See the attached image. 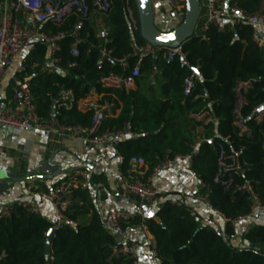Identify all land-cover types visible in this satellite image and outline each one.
<instances>
[{
  "label": "trees",
  "instance_id": "trees-1",
  "mask_svg": "<svg viewBox=\"0 0 264 264\" xmlns=\"http://www.w3.org/2000/svg\"><path fill=\"white\" fill-rule=\"evenodd\" d=\"M232 1L250 13H264V0ZM133 7L137 29H133L121 1L115 0L105 16L106 25L111 28L108 47L112 54L104 57L100 65L101 40L95 24L87 20L81 31L84 41L78 57L71 54L74 39L67 36L59 42L60 50L56 53L59 61L55 67L60 71H42L49 47L38 41L21 77L25 73L31 75L29 89L45 115L50 105L49 94L56 95L63 89L72 90L76 99L85 98L94 90L101 95L102 102H112L113 114L105 119L103 127L119 130L132 126L131 136L116 148L119 156L125 158L122 171L132 156L145 157L151 171L167 157L189 155L192 170L201 181L200 194L207 196L212 208L226 217V227L220 231L201 225L186 206L166 202L156 217L144 218L161 264H264V251L231 243L233 221L250 214L252 208V201L236 189L242 178H235L228 189L221 181H215L220 145L228 153L243 148L240 157L247 163V177L256 179L254 186L264 206V119L258 122L255 115L264 104V48L254 42V28L246 24L225 31L210 28L204 35H194L182 44L184 56L177 55L171 62L162 55L156 61L145 57L136 89L103 88L99 83L101 76L112 72L126 74L120 59L128 56L134 66L138 60L135 50L147 43L141 36L134 0ZM182 12L181 21L185 7ZM76 21L77 17L72 15L61 25L47 23L43 29L50 33L67 31ZM73 62L75 66H71ZM195 68L199 78L193 91L185 95V79ZM252 80L255 81L245 93L247 104L242 111L252 133L240 135L234 125V88L238 82ZM204 110L211 111L218 120L216 129L191 116ZM92 115V111L82 112L74 107L62 109L61 118L68 124L90 125ZM201 126L204 140L194 151L197 129ZM94 181L104 182L101 173L92 177ZM72 196L74 205L67 211V223L55 231L48 255L46 238L54 224L40 212L34 213L14 202L11 215L0 216V264H133V259L113 256L118 238L106 228L90 188L74 190ZM87 214H91L90 221L78 223V218ZM245 239L251 244L264 243V226L250 229Z\"/></svg>",
  "mask_w": 264,
  "mask_h": 264
},
{
  "label": "built area",
  "instance_id": "built-area-1",
  "mask_svg": "<svg viewBox=\"0 0 264 264\" xmlns=\"http://www.w3.org/2000/svg\"><path fill=\"white\" fill-rule=\"evenodd\" d=\"M115 0H0V126L13 129L17 132L33 131L42 133L46 137L53 135L59 138H75L83 146L89 144L108 145L116 150L120 141L131 135L132 126L126 125L119 130L105 129L103 123L105 119L113 114L114 104L109 101H101V95L94 90L82 99H76L72 90H61L58 94H49V110L45 115L41 112L27 84L15 79L13 90V106H4L1 102L3 90V80L12 69L16 59L26 50H34L35 43L45 42L49 47V55L41 66L45 72L60 71L55 67L59 59L56 53L60 50V41L67 36L74 39L71 44V54L78 57L81 53L80 45L84 39L81 31L87 20L93 15L102 16L104 19L100 24V30L97 37L101 40V58L98 61L100 65L104 57L112 54V49L108 47L111 43L110 27L106 25L105 16L112 10ZM121 1L128 13L133 29L138 28V21L135 16L133 0ZM164 4L168 8L167 18L161 15L159 11L154 13L157 26L168 24L174 27L182 19V10L185 7V0H154ZM204 12L201 13L195 30V35H204L210 28L218 30H233L237 26L250 25L254 28L253 40L259 46L264 48V38L256 32L258 26L264 25V13H250L236 1L232 0H206L204 3ZM76 16V23L67 31L50 33L43 29L44 25L49 23L61 25L70 16ZM169 20L170 23H167ZM183 54L182 48H167L162 46H153L150 43L141 45L135 50L134 55L138 60L134 66L131 65L129 57L120 59L122 66L128 72L126 74L109 73L101 76L99 83L103 88L129 90L137 85V80L142 75V62L147 56H151L155 61L162 55L168 62L174 60L177 55ZM27 60L23 62L22 71L26 70ZM73 62L71 66H75ZM199 78V70L195 68L193 73L185 79L184 94L189 95L196 85V79ZM252 81L238 82L234 88L235 106L234 125L239 128V134L251 135L252 131L245 124L243 116V107L247 104L245 93L251 88ZM207 96V94H206ZM264 106V104L262 105ZM261 106V107H262ZM76 107L79 111H92V120L90 125L68 124L61 118L62 109L70 110ZM260 108V107H259ZM258 108V109H259ZM257 109V110H258ZM256 110V111H257ZM255 111V113H256ZM191 116L203 123V125L212 124L217 128L218 120L209 110L199 113H193ZM264 119V109L256 115V120L261 122ZM197 129V140L193 150H197L200 143L204 140L202 132ZM212 140V139H211ZM264 147V136H263ZM243 148L239 151L228 153L222 145L219 147L218 170L215 181H221L225 189L232 186L235 178H242V182L236 185V189L245 194L252 201L251 212L264 209L259 195L256 192L254 184L255 178L247 177V163L240 157ZM120 157V163L125 162V158ZM188 157L189 155H178L174 158L167 157L160 161L153 170L149 171V164L145 157L132 156L128 160V167L121 173L122 182L127 194L137 198L142 204L150 205L153 203L159 193L155 179L165 170L171 168L178 159ZM104 169L103 161L97 160L93 164L75 169L64 178L56 181L48 190H36L32 185L29 191L34 192L36 196L50 201L53 205L55 214L54 227L61 229L67 223V211L74 205L73 191L77 189H87L91 186V179ZM204 201L211 206L209 198L205 196ZM34 213H39V206L33 202H19ZM172 205L183 206L176 199L170 201ZM12 204L0 207V216H9L12 212ZM212 207V206H211ZM246 215V216H248ZM136 216L133 212L120 209L111 210L105 217L106 228L114 235L121 236L124 233L125 225ZM245 217V216H243ZM243 217H239L233 223ZM145 229L148 230L144 224ZM250 231L247 228L245 233ZM148 244L152 248L153 255H156L154 237L148 239ZM138 244L136 242H122L114 249L113 256L117 259H133V264H140L137 258Z\"/></svg>",
  "mask_w": 264,
  "mask_h": 264
},
{
  "label": "crops",
  "instance_id": "crops-1",
  "mask_svg": "<svg viewBox=\"0 0 264 264\" xmlns=\"http://www.w3.org/2000/svg\"><path fill=\"white\" fill-rule=\"evenodd\" d=\"M159 13L167 18L168 8L162 4L158 7ZM104 19L102 16L93 15L90 19L99 31L100 24ZM162 29L166 30L170 26L162 24ZM256 32L264 38V25L258 26ZM31 49L24 51L16 59L12 69L3 80V90L1 102L4 106H13V90L15 79L30 85L31 75L25 73L21 77L23 62L28 61ZM153 75H151V78ZM156 82V80H154ZM137 85L132 88L136 89ZM155 95H158L156 92ZM199 133L203 129L198 130ZM131 136V135H130ZM128 136V137H130ZM37 159L47 160L59 164L68 171L58 177L45 179V189H37L31 183H16L10 189L0 195V207H4L14 202H33L39 206V211L53 224L55 214L50 201L36 196V190H48L56 181L64 178L75 169L83 168L93 164L97 160H102L104 169L99 172L104 178V182L91 179L90 192L101 217L113 209H120L136 214L135 218L126 223L124 233L117 236L118 242H136L138 244L137 258L140 264H161L158 258L153 255L152 248L148 244V239L152 234L145 229L144 218L156 217V213L166 202L173 199L179 200L184 206L189 208L201 225L212 226L220 231H224L227 223L226 217L219 211L207 205L204 195L200 194L201 181L192 170V160L189 157L178 159L169 169L163 171L155 182L159 187V193L152 204H142L137 198L127 194L124 189L121 173L120 157L114 148L108 145L89 144L83 146L75 138H59L55 135L46 137L42 133L33 131L17 132L13 129L0 126V169H8L20 172L26 162ZM32 185L34 192L29 191ZM91 214L78 218V223H88ZM264 226V209L258 210L251 215L245 216L233 223L234 234L231 236V243L238 247L253 246L264 251V243L251 244L245 239L247 228Z\"/></svg>",
  "mask_w": 264,
  "mask_h": 264
},
{
  "label": "water",
  "instance_id": "water-1",
  "mask_svg": "<svg viewBox=\"0 0 264 264\" xmlns=\"http://www.w3.org/2000/svg\"><path fill=\"white\" fill-rule=\"evenodd\" d=\"M140 22V32L143 39L153 46L167 48L181 47L186 41L195 35V30L200 16L201 0H185V14L183 20L173 30L160 29L155 21L152 0H134ZM264 106L260 107L255 115L260 113ZM40 172L33 170L27 173L14 172L8 169H0V195L6 193L16 183H30L38 180L52 179L65 174L68 169L51 161L39 162ZM56 229L51 228L46 238V254L51 251V243Z\"/></svg>",
  "mask_w": 264,
  "mask_h": 264
},
{
  "label": "rangeland",
  "instance_id": "rangeland-1",
  "mask_svg": "<svg viewBox=\"0 0 264 264\" xmlns=\"http://www.w3.org/2000/svg\"><path fill=\"white\" fill-rule=\"evenodd\" d=\"M206 2V0H201V7H200V11L204 12L205 8H204V3ZM153 3V8H154V13H156V11L158 10V7L161 6V3L152 0ZM167 23H170L169 20L167 21ZM160 29H162V26H159ZM152 79H156L157 82H159V78L155 75H153ZM39 162L37 159L35 160H31L29 162H26L24 164V166L21 168L22 173H27L30 170H33L35 173L39 174L40 172V168H39ZM32 185H34L35 187H40V189H45V180H38V181H34V182H30Z\"/></svg>",
  "mask_w": 264,
  "mask_h": 264
}]
</instances>
